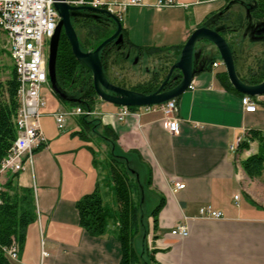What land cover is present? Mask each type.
I'll list each match as a JSON object with an SVG mask.
<instances>
[{
  "label": "crops",
  "instance_id": "crops-1",
  "mask_svg": "<svg viewBox=\"0 0 264 264\" xmlns=\"http://www.w3.org/2000/svg\"><path fill=\"white\" fill-rule=\"evenodd\" d=\"M176 1L186 6L158 8L157 0H143L141 6L126 7L120 22L130 43L174 49L166 58L163 54H138L130 46L118 48L111 54L108 68L114 84H128L130 79L143 82L171 60L175 62L195 28L228 25L218 20V14L228 6L231 21L235 14L243 16L241 28L223 34L237 75L249 78L251 70L264 61V36L254 33L263 20L250 15L251 0H230L227 6L226 0ZM131 55L136 62L147 59L150 69L127 73L130 79L124 81L120 74ZM211 59L221 60L215 47L207 40L198 41L193 61L197 71L191 88L176 98L177 133L163 127L164 115L159 108H135L120 120L118 105L100 100L95 103L98 114L94 117L110 126L117 137L110 150L137 172L142 186L140 203L146 194L153 207L164 199L155 228L151 213L147 215L144 253L133 240L142 264H151L150 255L160 264H264V171L250 178L240 165L241 159L256 151V143L241 152L230 149L248 129H264V94L252 99L253 112L245 111L241 96L225 88L219 78L224 66L212 67ZM61 109L67 108L60 101L47 100L39 119L46 143L33 151L30 163L16 175L19 186L34 189L36 219L27 227L17 258L9 262L119 264L117 221L108 223L107 232L99 236L90 235L78 223L75 202L94 189L100 174L93 166L90 144L78 136H68L80 129L78 116H70L64 129L57 128L52 113ZM149 173L151 184L147 185ZM174 182L184 187L175 189ZM204 205L223 216L199 218L198 209ZM177 225L185 226L188 234H172Z\"/></svg>",
  "mask_w": 264,
  "mask_h": 264
},
{
  "label": "trees",
  "instance_id": "trees-1",
  "mask_svg": "<svg viewBox=\"0 0 264 264\" xmlns=\"http://www.w3.org/2000/svg\"><path fill=\"white\" fill-rule=\"evenodd\" d=\"M202 1V0H200ZM252 7L249 13L252 17L264 21V0H251ZM230 0H226V6ZM225 6V7H226ZM71 16V23L76 30V23L85 29L83 39L78 36L80 48L83 51L94 50L104 39L109 37L116 29V23L110 17L90 11H78ZM229 6L218 14V20L227 23L221 26L219 32L223 34L228 31L239 29L243 26V16L235 14L231 21ZM77 33V32H76ZM122 41L118 44L114 40L108 42L99 51L103 72L108 77V68L111 63V54L118 48L130 46L138 54L168 56L174 48L156 46H138L129 42L125 30L121 28ZM212 64V59L210 60ZM172 62L154 71L151 76L143 82L132 86L131 90L149 94L157 89L164 80ZM225 88L239 94L229 83L225 71L218 73ZM242 81L249 84H257L264 79V61L252 69L247 79L240 77ZM180 81L179 71L175 70L164 89L173 88ZM55 82L58 89L66 94L60 95L52 90L61 103H67L70 107H81L92 109L96 101L100 100L96 95L91 70L75 58L71 51L69 41L63 32L59 34L57 53L55 58ZM18 79L15 68L12 66L10 75L6 80H0V163L8 154L16 137V114L19 106L17 94ZM67 96H72L68 98ZM253 99L254 97L251 96ZM131 110L136 107H129ZM80 129L75 132L83 140L90 141L93 137L105 141L108 148L116 140V134L108 125H102L94 116L79 115ZM100 129V131L98 130ZM256 143V151L251 152L240 160L243 171L250 177H259L264 171V129L250 128L244 138L238 143L236 150L241 152L248 150L251 143ZM93 155V166L98 169V152L93 146L88 145ZM107 174L104 179L100 177L96 181L94 189L90 193L82 195L76 202L75 208L78 215V223L86 232L93 236L103 235L107 232L108 213L103 203L101 188L104 181L113 191L117 204V226L116 236L120 243L119 264H142L139 254L136 252L133 240L140 228V192L141 183L137 178V172L127 163L126 159L115 155L108 150L105 159ZM17 173H11L0 189V264H10L6 256V250L16 245L18 252L22 248L26 230L29 224L36 219V206L34 192L30 187L19 186L15 181ZM147 185L151 184V174H148ZM164 205L161 198L151 211L153 227L157 226L158 213ZM151 264H160L153 255H150Z\"/></svg>",
  "mask_w": 264,
  "mask_h": 264
},
{
  "label": "built area",
  "instance_id": "built-area-1",
  "mask_svg": "<svg viewBox=\"0 0 264 264\" xmlns=\"http://www.w3.org/2000/svg\"><path fill=\"white\" fill-rule=\"evenodd\" d=\"M55 0H0V14H3V22L11 30L10 49L7 51L19 54L20 80H22L23 94L22 101H19L17 109V132L16 137L8 154L0 163V178L8 173H18L25 168L26 163H30L34 150L42 147L46 143V137L40 127V116L46 105V100L42 94L44 86H49L48 79V51L49 42L55 32L59 12L54 6ZM73 6H91L94 8H104L112 12L119 20L122 19L123 12L127 6H141L143 0H66ZM156 7L186 6L176 0H157ZM223 65L222 61H213L211 66ZM191 88V84L188 86ZM241 104L245 111L253 112L255 104L251 96L242 95ZM136 108L154 110L159 108L164 115L163 127L169 133H177L179 121L176 117V98L169 99L161 104L146 105ZM131 109L127 106H119L117 112L118 119L125 118ZM97 111L92 109H82L72 107L70 109L56 110L52 113L58 129L65 127L66 120L70 116L97 115ZM235 144V143H234ZM233 145V144H232ZM231 149V146H230ZM175 189L184 187L180 182H174ZM237 198V196H235ZM220 211L213 210L211 206L204 205L198 209V217L221 218ZM174 235L186 236L188 230L183 225H177L171 230ZM42 255H46L42 251ZM8 259H15L18 256L16 245H12L6 250Z\"/></svg>",
  "mask_w": 264,
  "mask_h": 264
},
{
  "label": "water",
  "instance_id": "water-1",
  "mask_svg": "<svg viewBox=\"0 0 264 264\" xmlns=\"http://www.w3.org/2000/svg\"><path fill=\"white\" fill-rule=\"evenodd\" d=\"M54 6L59 12L60 20L58 21L55 32L49 42L47 61L48 79L52 90L58 92L62 96H65L66 94L58 89L55 82V58L58 38L62 30L69 41L71 51L75 58L91 70L93 88L96 95L100 100L110 104L127 107H141L146 105H157L169 99L177 98L188 88L193 75L197 71L193 67L194 47L200 40H207L215 47L218 56L223 63L228 81L236 91L253 97L264 94V79L257 84H249L239 78L235 69L232 51L224 36L219 32L221 27L213 29L209 25L199 26L190 33L181 48L178 59L170 65L164 80L155 91L149 94H144L116 85L106 78L99 57V51L112 40H114L116 44L122 41V24L120 20L112 12L104 8H94L85 5L73 6L68 4L66 0H55ZM82 10L95 13V17L99 14H104L113 19L116 23L115 31L91 51H83L80 48L76 30L71 23V16L78 14L77 12ZM254 33L258 37L264 36V21L255 27ZM175 70L179 71L180 81L173 88L164 89Z\"/></svg>",
  "mask_w": 264,
  "mask_h": 264
},
{
  "label": "rangeland",
  "instance_id": "rangeland-1",
  "mask_svg": "<svg viewBox=\"0 0 264 264\" xmlns=\"http://www.w3.org/2000/svg\"><path fill=\"white\" fill-rule=\"evenodd\" d=\"M75 25H76L77 34L79 35V37L81 39H83V35H84L85 29L81 28L80 24L76 23ZM8 47H9V45L7 43V40H6V36H5L4 32L0 30V80H2V81L6 80L9 77L10 71H11V67L12 66L14 67V65L12 63V60L10 58L9 51H7ZM168 56H166V58H168ZM125 61L126 62L123 65L124 71H122V74H120V71H118V73L120 75L124 76V81H127V80L130 79L128 77V75H126L127 73L139 72V74H140V71L145 73L146 70L150 69V66L148 65L147 59H144V58H141V59H139L136 62L135 61V57H133L131 55L130 58L128 60H125ZM171 62H172V60H171ZM150 71H152V70H150ZM135 76H138V73H135ZM146 80H144V81H146ZM130 81L131 82H128V84H127V82H125V84L122 83V84H119V85L123 86V87H126V88H131L136 83L140 82V81H135V80L132 81L131 79H130ZM110 82L113 83L114 80H111V78H110ZM115 82H116V80H115ZM42 94H43L46 102L50 98L58 100L57 97L55 96L54 92L52 91L51 85H50V87L47 86V85L44 86L43 89H42ZM67 97L70 98L72 96H67ZM100 101H102V100H100ZM62 104H64L67 109L72 108L67 103H62ZM78 118H79V116H78ZM78 123H80V121H78ZM68 136L69 137H75V136H78V135H76L75 132H71V133L68 134ZM87 142L91 146H93V148L98 152V155H97L98 169L97 170L99 171L100 178L104 179V177L107 174V170H106V168H104L105 167V159L107 157V153H108L109 148H108V146H105L104 143L101 142L98 138H94L93 137L90 141H87ZM8 174H6V175H8ZM5 176H3L1 178L2 182H5L6 179H7L6 177H8L9 175L6 176V177ZM1 181H0V184H1L0 185V189L2 188V186L4 184V183L2 184ZM139 181H140V179H139ZM107 186H108V184H106L104 181H102L101 195H102L103 203H104V205H105V207L107 209L108 223L109 224H114L117 221V204H116V201H115V196L113 194V191L108 188L110 186H108V187ZM153 208L154 207L151 204L150 196H149V194H146V196L144 198V201H142L140 203V208H139L140 220H141L140 221L139 232L134 237L136 246L143 253H144V249H145V243L143 241V239H144V235L143 234H144V229H145V222H146L147 215H150V213H151Z\"/></svg>",
  "mask_w": 264,
  "mask_h": 264
},
{
  "label": "bare ground",
  "instance_id": "bare-ground-1",
  "mask_svg": "<svg viewBox=\"0 0 264 264\" xmlns=\"http://www.w3.org/2000/svg\"><path fill=\"white\" fill-rule=\"evenodd\" d=\"M0 30L4 32L6 36L7 43L9 45L8 49H10V43H11V30L8 28L6 24L3 22V14H0ZM10 58L12 60V63L14 65L16 74H17V79H18V88H17V94H18V99L19 101H22V94H23V85H22V80H20V61H19V54H13V52H10ZM16 132H17V114H16ZM241 141V138H238L236 143L231 145V150L235 151L238 143Z\"/></svg>",
  "mask_w": 264,
  "mask_h": 264
}]
</instances>
